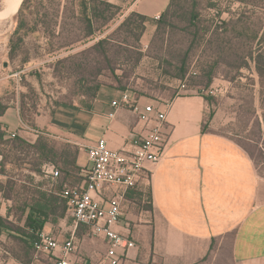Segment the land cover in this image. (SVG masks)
I'll return each instance as SVG.
<instances>
[{
	"label": "rangeland",
	"instance_id": "obj_1",
	"mask_svg": "<svg viewBox=\"0 0 264 264\" xmlns=\"http://www.w3.org/2000/svg\"><path fill=\"white\" fill-rule=\"evenodd\" d=\"M194 1L200 4L199 12L207 20L210 36L216 25L215 11L223 9V18L229 20V9L232 12L241 9L240 4L234 5V0H181L182 8L175 9L177 13L169 26L156 37L157 21L168 9L170 0H157L160 6H155V9L152 0H110L120 5L121 12L109 24L100 19L92 25L93 34L89 35L88 23L81 8L89 0H31L24 14L27 27L20 35H16L17 15L0 21V86L4 89L3 103L14 102L23 110V119L28 126L35 127L38 116L46 113L50 115L63 104L83 106L89 103L90 100L82 97L81 93L99 83L111 86L122 83L126 93L136 99H151L160 104L185 95L207 97L210 100V104L205 101L207 112L204 125L207 130L238 140L244 145H252L250 148L256 153L258 174L264 181L263 97L260 94V77L254 64L238 73L233 64L228 65L226 60H221L211 86L206 87V69L207 66H214V61L208 58L207 53L196 51L189 54L188 77L182 80L176 78L181 57L192 45L191 32L186 29L188 24L184 15ZM4 5L5 0H1L0 12ZM132 12L154 16L148 22L139 43L120 30ZM248 12L253 16V22L258 26L264 25V14L258 6H252ZM20 37L23 38L20 49L12 56L11 41H17ZM127 39L130 42L128 49L121 45ZM101 41L106 43L97 50L95 47ZM105 51L110 62L104 57ZM140 53L143 58L137 64ZM195 73L198 75L195 76ZM254 106L258 109L263 135L251 121ZM35 135L22 138L35 144L39 136L43 135L57 145H74L70 137L61 131L45 130ZM254 144L259 145L260 152L254 148ZM18 157L26 159L25 162H16L13 158L14 165L8 166L7 173L19 186L41 189L51 194V190L59 191L65 185L60 177L58 184L52 187V181L45 178L43 171L41 175L31 172L29 164L35 163L33 155L23 153ZM2 159L0 156V161ZM1 179L7 181L5 177ZM71 182L70 185H75L74 181ZM18 191L12 194L14 201L4 202L6 207L1 208L0 204V214L3 213L8 219L6 226L14 231L9 234L0 230V264H53L52 259L37 255L31 247L33 233L28 230L25 217L29 212H23L22 209V202L28 195ZM148 203V198L142 202L138 198L130 199L124 207V225L129 224L133 228L141 224V214H144L143 222L151 220V211L146 208ZM18 230H22V234L16 233ZM81 233L84 234L80 238L83 250L90 244L93 248L96 246L100 253L105 251L102 240L91 239L83 227ZM19 239L27 241L28 245ZM83 254L87 256L85 250Z\"/></svg>",
	"mask_w": 264,
	"mask_h": 264
},
{
	"label": "crops",
	"instance_id": "obj_2",
	"mask_svg": "<svg viewBox=\"0 0 264 264\" xmlns=\"http://www.w3.org/2000/svg\"><path fill=\"white\" fill-rule=\"evenodd\" d=\"M152 4L154 9L160 6L157 0ZM3 90L0 86V100ZM123 94L102 88L90 110L63 104L50 115L38 116L35 127L28 126L19 106L8 102L0 123L8 135L61 131L78 146L105 139L110 147L119 149L142 129L131 109L112 107ZM136 101L168 111L172 134L162 160L150 169L151 220L143 222L141 214V224L130 228L123 222L120 228L137 245L124 264H264V181L248 153L229 137L203 132L207 104L201 96L185 95L166 104L143 98ZM111 113H115L113 118ZM78 163L80 169L88 165L81 150ZM5 201L0 193L1 208L7 206ZM72 220L68 215L56 225L48 222L43 231L64 243L75 233ZM76 237L79 261L105 264L103 239L105 251L100 253L88 244L86 256L77 233Z\"/></svg>",
	"mask_w": 264,
	"mask_h": 264
},
{
	"label": "trees",
	"instance_id": "obj_3",
	"mask_svg": "<svg viewBox=\"0 0 264 264\" xmlns=\"http://www.w3.org/2000/svg\"><path fill=\"white\" fill-rule=\"evenodd\" d=\"M31 0H24L23 5L17 14V29L16 35H20L22 31H25L27 27V20L24 17L26 6L30 3ZM1 2V0H0ZM181 0H170L168 9L157 21V32L156 37L160 35L161 30H165L166 27L171 23L172 17L177 13L175 9L181 7ZM240 4L241 9L237 12H232L233 10L229 9L227 14L230 16V19H224V10L218 9L215 11V29L212 36L209 34V26L207 25V20H205L203 15L199 12V3L194 1L190 9L186 10L184 15V20L188 24L187 30H190L192 36V45L189 48V51L181 57V61L178 65L179 75L176 78L182 80L186 79L187 74L190 71L189 65V54L196 51H203L207 53L208 58L214 61V66H207V78L206 87H210L216 74V68H218L221 60H226L228 65L233 64L238 73L242 69H249L251 64H254L255 70L260 77V87H261V97L262 98V110L264 111V25L258 26L253 22V16L248 12L252 6H258V8L264 14V0H234V5ZM83 9V14L88 23V29L90 34H93L92 25H95L100 19L104 21L105 24H109L115 18L116 14L121 12L120 5L111 3L110 0H89V2H84L81 5ZM212 8V7H211ZM213 8L214 5H213ZM154 17L145 16L138 14V12H132L129 17L125 20L120 30L124 31L126 35L130 38H134L137 43H139L144 35L146 26L148 22L151 21ZM140 30V34L138 31ZM215 34V35H214ZM155 37V38H156ZM23 41V38H18L17 41H11V53L14 56L17 51L20 49V43ZM123 46L128 49L129 40H124ZM104 42H100L95 48L98 50L100 47L103 48ZM122 47V46H121ZM242 47V48H241ZM127 52V50H126ZM104 57L111 61L108 56V53L104 52ZM143 55L139 54L137 59V64L142 61ZM235 62V63H233ZM195 76L198 73L194 74ZM102 88H113L117 89L120 92H127L123 87L122 83L118 86L111 85H101L96 84L95 86L89 88L87 92H83L82 97L88 98L89 103L83 104L81 106L83 109H91V103L97 98L99 92ZM204 91H207L204 89ZM204 100L209 103L210 100L207 97H204ZM210 104V103H209ZM69 106H74L69 105ZM8 106L3 103V100H0V117L4 115L7 111ZM21 109V115H22ZM258 109L253 107V119L251 120L254 125L259 128L261 135H263L262 125L260 123V117L257 115ZM23 118V115H22ZM203 132H210L207 130L206 126L203 124ZM226 137V136H224ZM261 137V136H260ZM230 138V137H229ZM234 140L237 144L243 148L250 158L254 161L257 167L256 153L250 148L252 145H244L240 141ZM259 141V140H257ZM253 144V143H252ZM254 148L259 152V145L254 144ZM80 146L74 144H55L46 139L45 136H39V139L35 144L28 143L22 137L16 136L13 139H10L5 127L0 123V156H2V161H0V193L3 198L8 201H14L12 194L16 191L21 193H26L28 196L25 197V201L22 202L23 212H29L26 217V226L28 230H31L33 236L32 240L35 237L37 231L43 230L46 223H52L54 225L58 224L59 220H63L66 217V214L69 210L66 200H63L60 196L54 193H46L41 189H28L27 186H19L17 182L9 176L7 173L8 166L11 167L14 165L12 159L15 158L16 162H22L26 159L18 157L19 154H27V156L33 155L35 158V163L29 164L31 172L41 175L42 170L41 166L45 163L55 164L60 172L63 183H72L81 184L83 178L81 177V169L78 163ZM258 169V168H257ZM7 178V181H3L1 178ZM31 193V194H28ZM33 196V197H32ZM138 198L141 202L144 198H148V208L151 212L153 211V198L150 187L139 188L136 192L129 195V199ZM10 218V215L9 217ZM6 219L0 214V230L6 231L9 234L14 232L13 229L6 226ZM22 230L16 231L18 234ZM82 227L77 231L79 237H83L81 233ZM25 242L28 245V242L22 239H19ZM32 247V245H31ZM33 249V247H32ZM30 264V263H26Z\"/></svg>",
	"mask_w": 264,
	"mask_h": 264
},
{
	"label": "built area",
	"instance_id": "obj_4",
	"mask_svg": "<svg viewBox=\"0 0 264 264\" xmlns=\"http://www.w3.org/2000/svg\"><path fill=\"white\" fill-rule=\"evenodd\" d=\"M114 109L129 108L135 112L142 125L140 132L132 133L122 146L110 147L105 139L95 144L80 145L88 165L81 169V184H65L58 191L52 190L68 201L75 233L64 243L43 230L37 231L32 240L37 255L52 259L53 264H85L76 258V233L80 227L88 231L91 239H103L107 245L105 264H124V258L137 248L130 235L120 228L125 218L124 207L129 195L139 188L151 186V168L163 158L169 144L171 131L167 123L168 111L153 104L142 105L129 93L112 102ZM115 113L109 114L110 118ZM16 134H9L10 139ZM45 178L58 184L61 172L54 164L42 166Z\"/></svg>",
	"mask_w": 264,
	"mask_h": 264
},
{
	"label": "water",
	"instance_id": "obj_5",
	"mask_svg": "<svg viewBox=\"0 0 264 264\" xmlns=\"http://www.w3.org/2000/svg\"><path fill=\"white\" fill-rule=\"evenodd\" d=\"M23 2L24 0H22L21 3L20 0H5L4 9L0 12L3 15L1 21L16 16L19 13L21 5H23Z\"/></svg>",
	"mask_w": 264,
	"mask_h": 264
},
{
	"label": "bare ground",
	"instance_id": "obj_6",
	"mask_svg": "<svg viewBox=\"0 0 264 264\" xmlns=\"http://www.w3.org/2000/svg\"><path fill=\"white\" fill-rule=\"evenodd\" d=\"M22 2V0H20V3ZM16 11V10H15ZM14 11V12H15ZM15 14V13H14ZM2 17H3V15L0 13V21H1V19H2Z\"/></svg>",
	"mask_w": 264,
	"mask_h": 264
}]
</instances>
